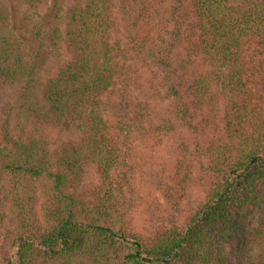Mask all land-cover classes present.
Wrapping results in <instances>:
<instances>
[{
  "label": "trees",
  "instance_id": "1",
  "mask_svg": "<svg viewBox=\"0 0 264 264\" xmlns=\"http://www.w3.org/2000/svg\"><path fill=\"white\" fill-rule=\"evenodd\" d=\"M0 256L264 264V0H0Z\"/></svg>",
  "mask_w": 264,
  "mask_h": 264
},
{
  "label": "rangeland",
  "instance_id": "2",
  "mask_svg": "<svg viewBox=\"0 0 264 264\" xmlns=\"http://www.w3.org/2000/svg\"><path fill=\"white\" fill-rule=\"evenodd\" d=\"M76 138V137H75ZM164 154L167 156V155H169V152H164ZM11 252V251H10ZM0 258H1V256H0Z\"/></svg>",
  "mask_w": 264,
  "mask_h": 264
}]
</instances>
